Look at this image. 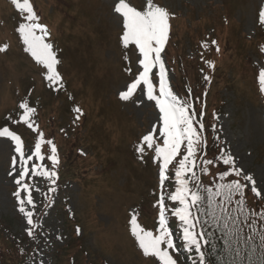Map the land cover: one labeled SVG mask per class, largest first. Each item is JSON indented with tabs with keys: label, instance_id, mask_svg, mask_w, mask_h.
Masks as SVG:
<instances>
[{
	"label": "rangeland",
	"instance_id": "rangeland-1",
	"mask_svg": "<svg viewBox=\"0 0 264 264\" xmlns=\"http://www.w3.org/2000/svg\"><path fill=\"white\" fill-rule=\"evenodd\" d=\"M33 1L38 9L52 14L49 21L64 35L60 37L45 26L49 33L45 40L53 44L57 53V71L63 87L50 85L44 79L46 70L25 51L18 31L25 22L24 12L12 0H0V48L4 49L0 51V131L5 127L13 132L21 129L25 123L19 120L23 114L19 104L27 99L30 106L37 108L33 122L47 129L51 120L57 121V133L68 140L76 135L79 140L84 139L87 131L95 143H100L101 155L108 153L107 165L94 163L93 175L84 185L70 180L52 185L48 178L32 175L34 164L51 171L44 160L33 156L26 165L29 173L24 179L33 197L34 207L25 204L26 210L33 212V228L18 211L13 195L18 187L15 179L20 168L19 154L10 138L0 137V230L15 242L25 241L24 249L31 251L27 264H56L55 248L65 245L72 236L81 238L88 258L98 259L101 264H159L155 257L143 254L130 234L132 214L137 215L143 228L154 234L159 226V219L153 216L155 200L161 193L159 162H154V149H147L146 145L143 154L135 151L142 137L157 124L159 112L155 102L142 96L139 88L130 100L120 99V92L126 90L142 68L138 63L139 50L134 44L125 48L120 39L122 18L114 12L118 0H62L65 10L58 11L59 17L47 7L45 0ZM131 3L139 6L142 0ZM155 3L171 14L169 23L174 39L167 52L164 48L161 58L169 86L178 97L175 89L178 78L170 69V64L178 63V57L173 56L183 54L192 59L199 41L218 40L222 47L230 37L233 54L227 75L231 83L219 95L221 107L209 131L218 138L224 153L233 155L237 165L253 175L262 193L256 198L264 202V99L261 98L264 94L254 78L255 71L264 69L259 55L261 45L257 49L260 41L256 39L257 18L264 9V0H155ZM197 17V23L191 24ZM219 34L222 40L218 39ZM153 73H158V67ZM154 86L159 87L158 75L154 76ZM137 100L143 103L137 105ZM77 107L82 115L74 111ZM83 119L94 122L97 129L93 132L83 127L80 138L74 125ZM158 142L162 143V138ZM27 145L23 148L25 158L35 150V144ZM80 150L83 155L91 152L89 147ZM165 185L175 187L174 175ZM50 187H56V191L49 192ZM251 187L248 184L247 189L251 191ZM61 193L66 207L56 214L50 211L48 199L55 200ZM26 196L21 191V198ZM67 216L77 222L72 232ZM180 227L178 224L179 230ZM169 228L173 238H177L174 240L177 264H193L195 256L180 251V231ZM30 229L32 236H28Z\"/></svg>",
	"mask_w": 264,
	"mask_h": 264
},
{
	"label": "snow or ice",
	"instance_id": "snow-or-ice-1",
	"mask_svg": "<svg viewBox=\"0 0 264 264\" xmlns=\"http://www.w3.org/2000/svg\"><path fill=\"white\" fill-rule=\"evenodd\" d=\"M12 2L19 10L26 13L25 22L21 23L18 28L26 46L25 51L30 53L36 63L42 65L46 70L44 79L50 85L62 88V78L57 71L59 63L57 53L53 44L45 40V37L49 35L46 27L37 22L39 18L33 11L29 0H22V2L21 0H12ZM114 12L122 18V35L120 37L122 44L125 48L130 44L135 45L139 50L138 63L142 68V71H139L132 82L127 84L126 90L120 92V99L123 101L130 100L139 88L142 96H145L148 101L155 102V107L159 112L157 124L153 125L151 131L145 134L141 142L135 146V151L140 154L145 152L144 145L147 149H154L153 159L154 162H159L161 187V193L156 202L159 206V226L155 234L138 223L136 214H132L130 217V234L136 240L138 247L145 256L155 257L159 264H177L172 255V252L177 249L169 228V220L166 218V197L164 194L165 181L170 179L167 175L170 165L175 167V190L168 194L167 200L179 205L174 207L172 215L178 218L180 222L184 249L195 254L193 264H212L206 259V253L202 250L215 235V233L208 231V228H216L223 232L225 251L230 248V242L247 243L248 240H252L256 236L259 237L261 247H264V210L257 212L248 209L244 198L248 184L252 185L251 191L256 197L259 198L262 195L253 175L251 173L246 174L244 169L237 165L235 157L224 153L223 149H221L220 158L223 164L229 167L227 170L220 171L219 182L215 183L213 187L204 185L195 171L199 167L201 174H207L209 171L207 166L211 165L213 161L202 159L201 164L204 167H200V164L197 163V153L203 147L200 135V132L204 131L203 111L200 112V119L197 120V113L192 104L181 100L169 86L161 53L168 40L171 14L165 7L156 4L155 0H142L139 6L133 5L131 0H118L114 6ZM258 20L261 25H264V9L260 10ZM211 44L215 45L216 41H211ZM202 46L208 47L206 43ZM3 50L0 48V51ZM216 50L218 52L219 48ZM260 51L264 52V46L260 47ZM206 63L209 68L214 67L211 61ZM157 67L158 73H153V69ZM155 75H158L159 78L158 95L154 86ZM209 79V76H204L205 81ZM258 82L261 92H264V69L259 73ZM136 103L140 105L143 100H137ZM19 108L23 110L19 120L38 134L39 138L35 141L34 152L25 158L21 137L7 127L0 131V137H8L15 143V152L19 154L20 168L18 178L15 179V184L18 186L17 191L13 195L19 205L18 211L27 218L28 225L35 228L33 212L26 210L25 207L26 203L34 207V203L29 184L24 183V179L29 173L26 165L33 159V156L36 160L45 159L41 155V145L45 141L43 134L34 127L32 121L37 108L30 106L27 99L19 104ZM74 111L82 115L80 108L77 107ZM79 118L80 116L77 115L76 119ZM196 124L199 125V131L195 126ZM161 138L162 143L158 142ZM46 143L51 146V154L47 156V160L55 169L59 164L57 147L51 139H48ZM12 164L13 172H15L17 164L15 156ZM31 173L33 176L46 177L52 185H56L58 179L56 170L49 171L39 164H34ZM9 174L12 175L13 173L10 172ZM21 191L27 193L25 198H21ZM48 191L55 192L56 187H50ZM201 217H207V219L202 223ZM258 220L261 222L259 229L257 228ZM241 225L249 229L250 235L247 240L241 235L243 232ZM79 231L77 228V234ZM28 234L32 236L33 231L28 230ZM206 236L208 239H205ZM212 247L215 249V245ZM236 257L237 259H233L230 264H238L240 257L238 250ZM217 264H223V262L217 260ZM261 264H264V259H262Z\"/></svg>",
	"mask_w": 264,
	"mask_h": 264
},
{
	"label": "trees",
	"instance_id": "trees-1",
	"mask_svg": "<svg viewBox=\"0 0 264 264\" xmlns=\"http://www.w3.org/2000/svg\"><path fill=\"white\" fill-rule=\"evenodd\" d=\"M47 7H50L52 10L56 11V15L59 17L61 14L60 10L64 9L62 7V0H45ZM33 11L36 16L39 18L38 23L50 28L55 34H59L60 37L64 36L60 32V28L58 26L53 25L49 19H51L52 14L47 13L46 10L38 9L33 0H29ZM65 10V9H64ZM45 14H44V12ZM26 13H24V16ZM258 16V15H257ZM198 21V17L195 20L193 18L191 20V24H195ZM257 34L256 39L260 41L257 45V49L259 46H264V25H261L257 18ZM214 30H218V26L214 27ZM61 34V35H60ZM189 35V32H188ZM58 37V36H57ZM174 37L172 36V27H170L168 40L165 45V50H169L170 45L173 42ZM218 39L222 40V35H218ZM230 37L228 36L222 47L218 40H216V44H211V39L201 40L196 44V55L192 59H187V57L183 54H178L177 56H173V58L178 57V63L175 65L170 64V69L175 73L178 80L175 84V89L177 93H179V97L181 100L186 101L187 103L192 104L193 108L197 113V120L200 119V112L203 111V119L202 123L204 125V131L200 132L201 140L203 142V147L197 153L198 159L197 163L200 164V167H204L201 164L202 159L212 160L213 163L208 165V173L201 174L200 168H196L195 171L199 176L200 180L204 185L213 187L215 183L219 182L218 177L220 171L227 170L229 166L223 164L221 156V145L220 141L216 136H214L209 130L214 123L216 114L218 109L221 107L220 101V93L222 90L229 88L231 81L227 75V65L232 62V54L233 49L230 46ZM257 40V41H258ZM207 44L208 47L204 48L202 45ZM195 45V43H194ZM217 48L219 51L217 52ZM259 55L264 62V52L260 51ZM207 61H211L214 64L213 68H209L207 65ZM170 63L171 60H170ZM250 61L248 60L245 63L246 68H248ZM129 67V66H128ZM199 69V73L197 72ZM260 71H255L254 78L256 82H258ZM207 75L210 77L208 81L204 80V76ZM242 76V74H241ZM242 80H239V83ZM260 86V84H259ZM264 94V92H261ZM262 100L264 99L261 96ZM264 103V102H263ZM34 127L38 128L39 132L43 134L44 143L41 145V155L45 157L44 162L50 167V170H56L58 172V179L56 184H61L65 180L74 181L78 184H86L89 178L91 177V170L93 168V164L96 162L106 163L107 152L102 156L101 155V145L97 144L93 140L91 134H88L86 131L85 138L79 140L77 135L73 140H68L64 138V135L58 134V123L57 121H50L47 129L39 126L35 122H33ZM74 131L80 136L81 129L83 127H89L93 132L97 129L94 122L89 123L86 119L81 120L80 122L74 125ZM199 131V125H195ZM78 127V128H77ZM15 134L21 137L23 148L27 147V144H35V141L39 138L37 132H34L32 129L28 128L27 124L21 125V129L19 131H15ZM48 139H51L53 143L56 145L58 150V158L59 164L53 169L50 161L47 160V156L51 154V146L46 143ZM80 147H89L90 153L81 154ZM169 175L173 176L175 167L174 165H170L169 167ZM219 170V171H218ZM172 179V177H171ZM170 181V179L168 180ZM243 182V181H242ZM175 190V187L172 185H168L165 188L166 194V218L169 220V227L173 228L175 231H178V224L180 222L172 215V211L174 207H177L178 204H173L170 200H167L168 194ZM56 199L52 200L48 199L50 202V211L56 214L62 213V209L65 206V198L63 193L57 194ZM238 198V197H237ZM245 201L248 209L256 210L259 212L260 210H264V202L260 201L256 198V196L249 190L245 189ZM157 199L155 200V213L153 214L154 219L159 218V209L156 204ZM235 207V205H232ZM150 216L152 214L150 213ZM68 219V227L73 231L75 227H77V222H75L72 216H67ZM207 217H201V222L203 223ZM260 221H257V228L259 229ZM243 228V232L241 235L247 240V237L250 235L249 229L241 225ZM76 229V228H75ZM181 229V227H180ZM208 231L215 233V235L211 238V242L208 245H205L202 250L206 253V259L211 261L212 264H217V260L223 262V264H230L233 259H237L236 251L240 252V257L238 258V264H261L262 259H264V247H261L259 237L256 236L252 240H248L247 243H232L230 242V248L225 251V242H224V234L221 231H218L216 228H208ZM180 231V230H179ZM35 235L37 232H34ZM29 236V235H28ZM27 235H25L24 239L27 240ZM181 236V235H180ZM205 239H208L206 236ZM182 242V240H179ZM25 241L17 240V242L13 241L9 237H5L2 231L0 230V264H27L29 260V256L31 254L30 249L25 250L23 244ZM212 245H215V249H213ZM180 251H184L183 242L180 245ZM171 251V250H170ZM172 255L176 260H179L176 256V251L172 252ZM54 256L56 258V264H101L98 259L88 258V251L84 247L81 238H75L68 241L65 245L61 247H57L54 250ZM190 257H194V252L188 254ZM153 257V256H152ZM88 258V259H87ZM153 261V260H152Z\"/></svg>",
	"mask_w": 264,
	"mask_h": 264
},
{
	"label": "bare ground",
	"instance_id": "bare-ground-1",
	"mask_svg": "<svg viewBox=\"0 0 264 264\" xmlns=\"http://www.w3.org/2000/svg\"><path fill=\"white\" fill-rule=\"evenodd\" d=\"M229 76V75H228Z\"/></svg>",
	"mask_w": 264,
	"mask_h": 264
}]
</instances>
